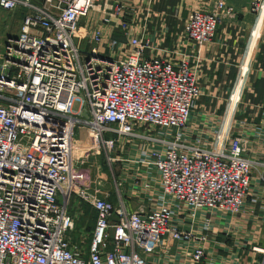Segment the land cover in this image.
Returning <instances> with one entry per match:
<instances>
[{
  "label": "built area",
  "instance_id": "obj_1",
  "mask_svg": "<svg viewBox=\"0 0 264 264\" xmlns=\"http://www.w3.org/2000/svg\"><path fill=\"white\" fill-rule=\"evenodd\" d=\"M98 1L0 0L1 11L20 12L11 20L17 32L0 43V264H148L187 241L194 246L179 264H240L242 243L210 248L209 236L245 228L261 198L242 137L220 135L218 123L195 132L192 111L202 93L187 56L144 34L129 38L127 52L115 40L104 43L100 27L109 16L82 29ZM263 2L250 0L251 11ZM217 8L187 15L183 34L193 47L210 41L223 12L233 11L223 0ZM115 10L127 34L126 13ZM126 140L138 144L134 159L158 186L145 182L149 206L133 211L78 176L95 152L114 164ZM71 197L96 214L86 254V242L69 237ZM251 250L264 264V247Z\"/></svg>",
  "mask_w": 264,
  "mask_h": 264
},
{
  "label": "crops",
  "instance_id": "obj_2",
  "mask_svg": "<svg viewBox=\"0 0 264 264\" xmlns=\"http://www.w3.org/2000/svg\"><path fill=\"white\" fill-rule=\"evenodd\" d=\"M218 1L222 0H99L90 16L81 22V27L90 29L98 26L103 17L109 16L111 24L100 27L104 43L115 40L127 52L130 49L129 38L144 34L152 44L184 53L195 66L202 95L192 111L191 125L197 132L202 126L218 123L221 125L220 135L229 131L232 136L242 137L243 154L254 161L252 185L261 195L258 204L252 206V222L230 236L210 234L209 247L222 243L225 248L233 249L236 242L242 243L244 249L240 250V264H259L262 257L254 254L251 246L264 247V212L261 210L264 206V2L254 13L250 9V0H223L225 5L233 8V13L222 14L212 39L195 49L183 34L184 21L193 10H220L217 8ZM116 7H121L128 16L130 28L127 34L119 27ZM145 52L154 53L147 49ZM212 118H216L215 124H209ZM216 127L213 126V129ZM204 131L210 132L209 126ZM134 144L126 140L121 149H116L118 160L114 164L109 165L103 153H99L93 168L85 169L92 178V182L86 184L87 188L107 195L114 204L122 202L127 211L149 206L146 199L148 190L143 188L145 182L150 183L151 190H158L154 173L147 174L144 167L136 163L134 158L138 144ZM112 170H115L114 185L102 178L103 171L112 175ZM260 177L263 180H259ZM246 210H252L251 206ZM258 217L257 238L248 239ZM71 232L69 237L73 243ZM218 252L226 255L225 249L220 248ZM148 264L162 263L157 260L154 263L150 259Z\"/></svg>",
  "mask_w": 264,
  "mask_h": 264
},
{
  "label": "rangeland",
  "instance_id": "obj_3",
  "mask_svg": "<svg viewBox=\"0 0 264 264\" xmlns=\"http://www.w3.org/2000/svg\"><path fill=\"white\" fill-rule=\"evenodd\" d=\"M35 1L38 4H41V0H35ZM219 12H222V11H219ZM223 13L225 14V12H223ZM232 13H233V11H232ZM232 13L226 14V15H231ZM12 16L13 17L14 16H20V12L13 13V15H11L10 13H6V12H3V11L0 10V43H2V39H3V37L5 36V34L7 32L15 34L17 32V30H18L19 24L17 22H15V23L11 22ZM126 17H128V16H126ZM82 20H83L82 21V23H83L86 20V18H83ZM8 26H10L9 29H7ZM185 39H186V37H185ZM78 43L80 44L81 47L85 45V40H84V37H83L82 34L78 35ZM192 47H193V45H192ZM195 49H199V48H195ZM175 51H176V49H175ZM176 53L179 54V55H185L182 52H176ZM196 77H197V69H196ZM97 153L98 152H95L94 155H93V158L85 165L86 167H89L90 170H91V168H93L92 166L94 165ZM100 154H102V151L100 152ZM101 161H102V164H103L104 163V158H103L102 155H101ZM103 170H105V169H103ZM103 172H102V176H103L102 178H104L103 180H105V182L108 183V184L110 183V184L114 185V183H115V176H114L115 175V170H112V175H111V172H107V173L106 172L103 173ZM78 176L81 178V180L84 183V185L90 184L92 182L91 175H89L88 172H85V170H83V169L79 171ZM99 182H100V179H98V183ZM70 202L72 203V209H71L72 210V214L75 217V225H74V229L71 232V237L73 239V243L74 244H79V240L80 239H83L86 242L83 245V250H84V252L86 254L87 253V245L89 243V232L92 231V229H93L92 226H94L93 224L95 222L96 214H95V211L88 204L80 202L75 197H71V201ZM113 204H114V202H113ZM154 204H157V203L154 202ZM224 220L225 219H223L222 222H224ZM218 227L222 228V226H220V224H219ZM240 229L241 228L238 229L236 226H232L231 225L230 228H228V230H230V232L229 233H224V234L230 236L232 233H234L236 231H239ZM219 234L220 233H217V235H219ZM217 235H214V236H217ZM251 238H253L252 234L249 235L248 239H251ZM193 243H194L193 241L184 242L177 249L174 248V251L172 250L173 253L170 254V253H167V252L164 251L166 254L162 255V256H159L160 253H158V254L155 253V254H153V258H158L162 264H166L167 262H169V264H173V263L174 264H179L178 263L179 259L180 258H181V260L183 259V257H182L184 255L183 250L186 249V248H189L191 246H194ZM215 243H217V242H215ZM237 244H238V242H236V245ZM263 245H264V239H263ZM253 253L256 254L257 256H259V254L257 252H253ZM170 255H172V256H170ZM176 255L179 256L178 259H176Z\"/></svg>",
  "mask_w": 264,
  "mask_h": 264
},
{
  "label": "water",
  "instance_id": "obj_4",
  "mask_svg": "<svg viewBox=\"0 0 264 264\" xmlns=\"http://www.w3.org/2000/svg\"><path fill=\"white\" fill-rule=\"evenodd\" d=\"M83 116H84V117H87V114H86V113H84V114H83Z\"/></svg>",
  "mask_w": 264,
  "mask_h": 264
}]
</instances>
